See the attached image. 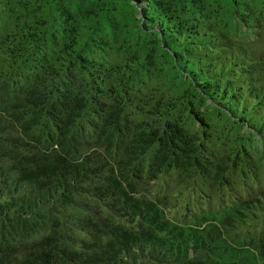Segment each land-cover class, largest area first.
<instances>
[{
	"label": "trees",
	"instance_id": "trees-1",
	"mask_svg": "<svg viewBox=\"0 0 264 264\" xmlns=\"http://www.w3.org/2000/svg\"><path fill=\"white\" fill-rule=\"evenodd\" d=\"M0 264H264V0H0Z\"/></svg>",
	"mask_w": 264,
	"mask_h": 264
}]
</instances>
